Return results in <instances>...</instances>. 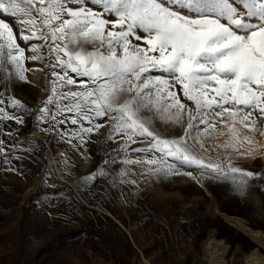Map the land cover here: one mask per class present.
Returning a JSON list of instances; mask_svg holds the SVG:
<instances>
[{
    "label": "snow or ice",
    "instance_id": "6c2138e0",
    "mask_svg": "<svg viewBox=\"0 0 264 264\" xmlns=\"http://www.w3.org/2000/svg\"><path fill=\"white\" fill-rule=\"evenodd\" d=\"M0 16L18 22L25 44L44 42L31 44L32 54L26 56L12 26L0 18V71L11 76L14 69L15 77L26 81L25 61L43 62L41 48L47 47L50 96L36 109L38 125H65L56 134L65 138L67 133L69 142L75 138L83 144L85 135L104 126L97 121H111L108 139L119 136L124 142L110 150L104 163L123 160L146 165L154 174L189 177L192 172L181 173L180 167H195L202 175L231 181L240 192L254 176H264L235 167L227 151L216 159L203 155L204 140L218 124L227 129L229 139L219 146L227 150L235 148L237 125L254 135L257 119H264V0H0ZM70 72L81 78L79 83ZM177 87L195 114L181 102ZM8 103L23 108L19 100ZM53 103L50 112L47 105ZM4 105L0 98V121L24 123ZM152 108H162L181 126L186 112L183 134L162 138L141 116ZM65 112L73 115L59 119ZM137 141L146 146L121 156ZM4 151L0 140V153Z\"/></svg>",
    "mask_w": 264,
    "mask_h": 264
},
{
    "label": "rangeland",
    "instance_id": "374dc122",
    "mask_svg": "<svg viewBox=\"0 0 264 264\" xmlns=\"http://www.w3.org/2000/svg\"><path fill=\"white\" fill-rule=\"evenodd\" d=\"M89 6L99 10L97 6ZM0 18L12 26L17 42L25 48L26 56L32 54L29 51L31 44H44L37 40L25 44L19 36L18 22L10 17ZM25 34H28L27 30ZM137 43L143 46L142 42ZM84 48L86 51L92 50L91 45H84ZM40 54L44 56L43 62L25 61V67L29 69L25 73L26 81H19L15 77L11 65H7V68L12 70L13 75L0 71V98L5 100L7 111L15 115V110L22 111L28 115L25 120L33 121L35 128L49 132L48 137L53 141H62L65 149L62 156L55 153V158L60 165L58 169L68 177L62 181V191L35 190L26 193L22 190V181L18 186L21 190L11 188V184L17 185L19 182L15 175L16 169L11 167V159V165L9 163L5 168L0 167L1 174L5 173L2 183L6 184L4 190L0 189V264H209L207 246L218 239L227 247V262L242 264L250 249L257 245L238 226L259 232L264 238V176L250 179L249 187L243 192L235 190L229 180L220 181L208 176L211 191L204 183L201 170L195 167H180L181 173L192 172V177L186 174L162 175L148 171L146 165L123 164V160H120L105 178H101L98 174V169H102L101 158L94 152L93 143L98 137L108 135L111 121L107 124L104 120L97 121L104 126L85 135L83 144L75 138L69 142L67 133L64 134L65 138L56 134V130H62L65 125L56 124L55 129L49 123L38 125L37 114H33L36 110H32L40 107L41 101L50 96L49 69L45 66L49 63L46 46L41 48ZM56 70L61 71L59 68ZM69 74L79 83L81 78H77L74 73ZM70 87L76 89V86ZM176 91L181 102L192 107L195 114L194 105L185 100L178 87ZM9 99L19 100L23 108L12 109ZM47 106L50 112L55 111V103ZM71 115L65 112L58 118ZM141 116L150 120L151 126L162 138L182 135L187 128L186 112L182 126L168 119L162 108L146 109L141 112ZM13 122L15 120L0 121V140L4 137L10 140L11 137L6 136L10 133L2 134L1 128L11 131ZM72 127H68V133H71ZM237 128L239 133L258 139L264 133V119H257L254 135L240 125ZM221 131L225 134L220 135ZM218 139H222L223 144L229 139L227 129L219 124L217 131L204 140L205 157L216 159L227 151L233 154L232 163L235 167L254 174H264L263 156L243 157L236 144L235 148L227 150L214 146ZM114 141L120 145L124 142L119 136ZM145 146L140 141L130 144L124 158L133 149ZM91 152L99 158L96 167L95 161L92 165L87 156ZM4 158L0 156V164ZM121 170L125 172L123 177L120 176ZM194 170L204 185L198 182ZM42 172L43 166L40 167L37 162L30 180L36 179L37 183ZM91 174H95L94 179L88 178ZM32 199H36V206L31 209L27 202ZM53 200L59 202L61 213H64L53 214L50 208ZM215 204L224 216L216 211ZM58 216L59 220L56 219ZM56 231L59 233L53 234ZM74 231L83 232L80 235L68 234ZM12 238L16 248L6 244ZM257 247L264 253L262 247Z\"/></svg>",
    "mask_w": 264,
    "mask_h": 264
},
{
    "label": "crops",
    "instance_id": "0c3cea01",
    "mask_svg": "<svg viewBox=\"0 0 264 264\" xmlns=\"http://www.w3.org/2000/svg\"><path fill=\"white\" fill-rule=\"evenodd\" d=\"M34 110L36 109L33 108L32 112ZM14 112H16L17 116L23 117L24 123L16 124L15 122H13L11 131L5 130L4 127L1 128L2 130L1 133L7 134V132H9L10 135H6V136H9L11 138L9 141L7 139H4L5 137L1 139L4 142L5 151L3 153H0V156L2 158L5 156L10 157L11 163H12L11 167L16 169L15 175L18 177L19 182L17 183V185L11 184L12 186L11 188L17 191L21 190V188L18 186H20L21 184L20 182L22 181L23 182L21 185L23 186L22 190L25 191L26 193H30L35 190L62 191V187H61V185L63 184L62 181L67 180L66 178L68 176H65L63 172L59 170L60 165L57 163V159L55 158V153L56 155L58 154L59 156L60 155L62 156L63 150L65 149L61 143L62 141L58 142L57 139L53 141L51 137H48L49 132L41 131L35 128L33 121L31 123L29 119H27V121L25 120V117L26 116L28 117L27 114L23 113L22 111H18V110H15ZM27 113L29 114V112ZM33 114L35 116L36 111ZM82 150H83V147H82ZM87 156L90 157L92 161V165L94 161H95L94 162L95 167L99 165L98 163L99 158L95 154H92L91 152V154ZM37 162L40 163V167L43 166V172L39 174L41 175L39 176L40 180L37 181L36 183L35 181L36 179L30 180L31 179L30 175H34L33 173L37 166ZM5 166L6 164L4 162L0 164L1 168H5ZM58 166H59V169H58ZM4 174H1L0 172V181H1L0 189L1 190H4V186L6 185L5 183H2ZM12 175H14V173H12ZM52 184H54L55 186L53 187ZM27 206L28 208H31V209L34 208L36 206V199H32L30 201L28 200ZM60 207L61 206L59 202H56L55 200H53L50 208L53 209V214H59V213L62 214L64 212L61 213ZM56 219L59 220L60 217L58 216V218ZM57 220L55 221L59 222ZM59 232H61V230H59ZM59 232L56 231L53 234H56ZM128 234L130 235L129 231H128ZM176 235L178 236V232L176 233ZM172 238H173V243H174V233H172ZM14 241L15 240L12 238V240L7 242L6 244L10 245V247L16 248L14 247Z\"/></svg>",
    "mask_w": 264,
    "mask_h": 264
},
{
    "label": "bare ground",
    "instance_id": "6f19581e",
    "mask_svg": "<svg viewBox=\"0 0 264 264\" xmlns=\"http://www.w3.org/2000/svg\"><path fill=\"white\" fill-rule=\"evenodd\" d=\"M251 139V143L248 140ZM222 139H218L214 142V146H220L223 144ZM237 147L240 149L243 157L251 158L256 155H261L264 157V135H260L258 139H252L243 134H239L237 141ZM195 172V170H194ZM196 173V172H195ZM198 182L204 185L199 174L196 173ZM209 193V192H208ZM216 211L220 212L219 208L215 204ZM221 213V212H220ZM223 216L224 214L221 213ZM252 241L264 249V238L259 232H254L248 228L238 226ZM257 246L250 249L249 253L242 264H264V253L259 250ZM209 251V264H229L225 258V253L227 247L221 242L220 239L211 242L208 246ZM144 258V257H143ZM144 260H146L144 258Z\"/></svg>",
    "mask_w": 264,
    "mask_h": 264
},
{
    "label": "built area",
    "instance_id": "2783aa9c",
    "mask_svg": "<svg viewBox=\"0 0 264 264\" xmlns=\"http://www.w3.org/2000/svg\"><path fill=\"white\" fill-rule=\"evenodd\" d=\"M94 152L101 158V167L104 170V174L100 175L101 178H105L107 172L120 160L113 162L110 158L107 163H104L105 159L110 157V150L117 148L120 144L116 143L114 140H109L108 135H102L94 141ZM121 156H125L122 153Z\"/></svg>",
    "mask_w": 264,
    "mask_h": 264
},
{
    "label": "trees",
    "instance_id": "16d2710c",
    "mask_svg": "<svg viewBox=\"0 0 264 264\" xmlns=\"http://www.w3.org/2000/svg\"><path fill=\"white\" fill-rule=\"evenodd\" d=\"M208 176H209V175H203V180H204L205 185H206V186L212 191L211 184H210L209 181H208ZM229 182H231V181H229ZM82 232H83V231H74V232H70V233H68V234L73 233V234H78V235H80V234H82Z\"/></svg>",
    "mask_w": 264,
    "mask_h": 264
}]
</instances>
